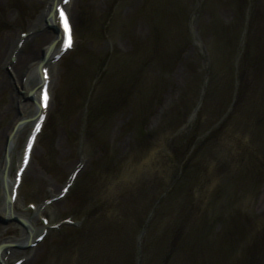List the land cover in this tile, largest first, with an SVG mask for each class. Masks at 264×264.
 <instances>
[{"label": "rangeland", "instance_id": "1", "mask_svg": "<svg viewBox=\"0 0 264 264\" xmlns=\"http://www.w3.org/2000/svg\"><path fill=\"white\" fill-rule=\"evenodd\" d=\"M48 1L0 0V74L14 69L2 65L7 45L34 26L21 67L41 57L55 35L40 21ZM71 10L76 48L56 66L16 209L35 217L29 203L57 196L81 163L70 192L37 216L75 225L30 251L9 247L20 252L8 264L27 252L30 264H139V242L140 264H264V0H74ZM9 95L0 93V164L19 115L5 111ZM186 160L196 186L182 195L185 176L167 193ZM239 219L250 221L243 236ZM23 229L0 222V243Z\"/></svg>", "mask_w": 264, "mask_h": 264}, {"label": "bare ground", "instance_id": "2", "mask_svg": "<svg viewBox=\"0 0 264 264\" xmlns=\"http://www.w3.org/2000/svg\"><path fill=\"white\" fill-rule=\"evenodd\" d=\"M61 0H52L50 3L49 8L44 12L40 18V20H43L45 17L50 23H54L57 21L56 12L52 11L53 6L58 3ZM52 11V12H51ZM72 21V20H71ZM33 29V28H32ZM32 35L28 34L25 38L24 42L30 43V40ZM37 37V34L33 36V38ZM52 37V36H51ZM57 35L48 38L47 43L44 46L43 49V55L42 57L37 60L35 63V66L31 67H21V64L23 63V53L24 48L21 50L18 49V47H14L7 45L4 55H3V63L2 65L8 63L11 61V55L16 52V49L18 51L17 53V62L13 65L14 72H17V77L19 76L18 73H22V78L20 80L14 79L13 84L10 81V77L8 75V72H3L0 74V93L3 94L5 91L10 90L9 99L11 101H8L5 111L9 112L11 110H15L17 107H15L14 101L21 98L19 95V92L25 93L24 95H27L29 92H32V99L30 102L22 103L19 107V115H15L14 120L9 125V133L7 135L8 145L7 148H5V156L6 159L1 161L0 164V191L2 192L1 195V202H0V214L4 216H17L21 217L24 222L26 223V230L23 232L25 237L19 238L18 244L25 245L27 241L30 240V238L35 237L34 234L37 231L41 225L38 222V219L36 217H30L27 212L21 213L16 210V202L12 203L10 202L8 196L12 189V182H11V165H12V159H13V153L15 144L17 141V138L21 132V130L31 124L30 118L34 117L39 109L38 102L35 100L34 91H37V85L41 82V74L39 71V64L45 60V64L51 63L52 59L55 54L59 52V45H57ZM3 42H6V39L3 40ZM59 44V43H58ZM57 45V46H56ZM8 56L6 57V55ZM10 63V62H9ZM43 65V67L45 66ZM22 71V72H21ZM14 77V76H13ZM23 77H25V80H23ZM16 78V77H15ZM51 83V82H50ZM11 85L15 87V90H12ZM14 89V88H13ZM39 92V91H38ZM53 97L50 99V103H52ZM51 106V105H50ZM30 130V129H29ZM7 132V130H5ZM32 162V161H31ZM30 162V164H31ZM29 164V165H30ZM46 226H42V228H45ZM9 229V228H8ZM8 233V230L6 231ZM37 237V235H36ZM8 248L9 244L4 243L0 246V264H7V258H9L8 255ZM20 250H12L10 252V255L19 253ZM31 260L29 258L25 259V261L22 264H30Z\"/></svg>", "mask_w": 264, "mask_h": 264}, {"label": "snow or ice", "instance_id": "3", "mask_svg": "<svg viewBox=\"0 0 264 264\" xmlns=\"http://www.w3.org/2000/svg\"><path fill=\"white\" fill-rule=\"evenodd\" d=\"M67 2H68V0H64L65 4ZM60 17H61V21L63 23V27H64V30H65V33H66V41L64 43V47L67 50L68 48L72 47V45H73V35H72V28H71V25L69 23V19H68L67 13L64 11L63 7H60ZM43 100H44V107H47L48 106L49 95H48V92H47L46 89H45V92H44ZM35 131L36 132L40 131V125L39 124L36 125ZM32 140L33 141L35 140V134H33ZM31 147H32V144L29 143L28 146H27L28 153H30ZM25 164H27V159L25 160ZM23 171H24V169H21V172H23ZM41 239H43V237H41Z\"/></svg>", "mask_w": 264, "mask_h": 264}]
</instances>
